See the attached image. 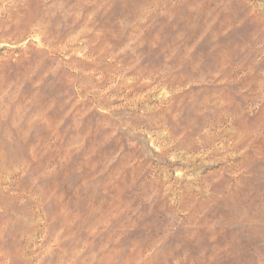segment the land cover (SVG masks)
Listing matches in <instances>:
<instances>
[{
	"label": "rangeland",
	"instance_id": "obj_1",
	"mask_svg": "<svg viewBox=\"0 0 264 264\" xmlns=\"http://www.w3.org/2000/svg\"><path fill=\"white\" fill-rule=\"evenodd\" d=\"M0 264H264V0H0Z\"/></svg>",
	"mask_w": 264,
	"mask_h": 264
},
{
	"label": "bare ground",
	"instance_id": "obj_2",
	"mask_svg": "<svg viewBox=\"0 0 264 264\" xmlns=\"http://www.w3.org/2000/svg\"><path fill=\"white\" fill-rule=\"evenodd\" d=\"M136 76H137V75H136ZM124 86H125V85H124ZM130 90H131V89H130ZM131 100H132V99H131ZM172 100H173V99H172ZM209 122H210V121H209ZM217 122H218V121H217ZM206 123H207V122H206ZM206 123H205V124H206ZM156 130H157V129H156ZM239 137H240V136H239ZM203 146H204V145H203ZM208 174H209V173H208ZM183 193H184V192H183ZM179 196H180V195H179ZM24 260H25V259H24Z\"/></svg>",
	"mask_w": 264,
	"mask_h": 264
}]
</instances>
